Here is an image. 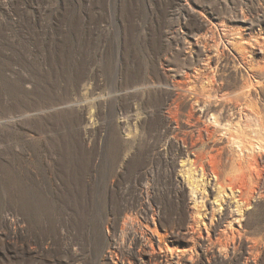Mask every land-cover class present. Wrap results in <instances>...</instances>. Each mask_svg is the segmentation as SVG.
<instances>
[{"label":"rangeland","instance_id":"1","mask_svg":"<svg viewBox=\"0 0 264 264\" xmlns=\"http://www.w3.org/2000/svg\"><path fill=\"white\" fill-rule=\"evenodd\" d=\"M242 54L264 65V0H0V264H264V171L239 199L159 154L160 92Z\"/></svg>","mask_w":264,"mask_h":264},{"label":"bare ground","instance_id":"2","mask_svg":"<svg viewBox=\"0 0 264 264\" xmlns=\"http://www.w3.org/2000/svg\"><path fill=\"white\" fill-rule=\"evenodd\" d=\"M203 21L200 20L201 23ZM189 43L210 62L216 61V66L220 64L216 57L219 53L224 54V49H213V43L203 37ZM258 50L263 51L261 47ZM240 61L243 67L236 74H210L201 70L196 74L186 73L182 85H171L160 92L161 101L157 108L160 124L171 134L169 150L161 149L159 152L165 153L168 164L174 168L179 158L186 156L180 160L181 166L186 162L185 165L194 170L211 175L214 185L230 188L233 192L240 191L237 196L242 199L247 168L264 171V157L260 151L263 147L254 141L264 132V102L260 93L264 88V65L245 54L241 55ZM120 68H123L122 61ZM258 145L259 149L256 148ZM233 174L240 187L233 182ZM177 181L185 186L183 177L177 176ZM259 185L257 182L256 187ZM231 203L227 202L228 211L220 214L219 219L233 216ZM156 223L154 218L147 219L145 223L133 222L135 232L132 240L143 239V236L148 238L145 240H156Z\"/></svg>","mask_w":264,"mask_h":264}]
</instances>
